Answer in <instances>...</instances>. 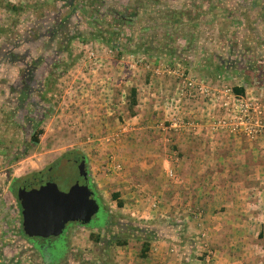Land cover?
Masks as SVG:
<instances>
[{
  "label": "rangeland",
  "instance_id": "obj_1",
  "mask_svg": "<svg viewBox=\"0 0 264 264\" xmlns=\"http://www.w3.org/2000/svg\"><path fill=\"white\" fill-rule=\"evenodd\" d=\"M151 132L175 152L178 136L203 142L209 132L264 147V0H0V260L99 264L103 247L137 243L132 226L117 224L127 217L111 207L113 195L90 183L98 214L67 224L52 250L23 234L17 189L38 176L51 197L80 158L89 176L102 158L116 181L148 175L163 156ZM181 155L167 159L164 177L175 176Z\"/></svg>",
  "mask_w": 264,
  "mask_h": 264
},
{
  "label": "crops",
  "instance_id": "obj_2",
  "mask_svg": "<svg viewBox=\"0 0 264 264\" xmlns=\"http://www.w3.org/2000/svg\"><path fill=\"white\" fill-rule=\"evenodd\" d=\"M150 135L152 152L163 156L148 175L139 169L130 179L116 181L106 174L111 168L103 166V158L91 160L90 183L103 198L114 196L111 207L119 210L121 220L127 217L117 224L126 222L138 233L134 245L116 246L113 252L103 247L99 264H111L110 254H119L115 264H264V147L247 140L238 143L243 137L238 140L236 135H231V144L223 143L209 132L198 143L178 136L181 145L175 152L159 146L165 135L158 141L154 132ZM130 148L135 159L137 139L130 141ZM177 153L182 154L176 158L178 170L166 178L162 169ZM21 246L30 247L24 239ZM21 260L34 262L26 253ZM0 264L9 262L1 259Z\"/></svg>",
  "mask_w": 264,
  "mask_h": 264
},
{
  "label": "water",
  "instance_id": "obj_3",
  "mask_svg": "<svg viewBox=\"0 0 264 264\" xmlns=\"http://www.w3.org/2000/svg\"><path fill=\"white\" fill-rule=\"evenodd\" d=\"M77 163L79 166L67 177L69 180L66 188L54 191L51 197L37 187L35 180H41L38 176L18 187L17 198L21 206L22 232L25 236L57 238L67 224L88 225L98 214L100 206L87 183L84 161L80 158Z\"/></svg>",
  "mask_w": 264,
  "mask_h": 264
},
{
  "label": "trees",
  "instance_id": "obj_4",
  "mask_svg": "<svg viewBox=\"0 0 264 264\" xmlns=\"http://www.w3.org/2000/svg\"><path fill=\"white\" fill-rule=\"evenodd\" d=\"M60 29V25L59 26H57V28H56V30L55 31H57V30H59ZM233 93L236 95V96H243V94H244V90L242 89V88H239V87H234L233 88ZM26 122H30V120L29 119H26ZM40 124H41V119H37L36 121H33L32 123H31V126H32V128L33 129H37L39 126H40ZM40 132V131H39ZM38 134L39 133H35V134H33L32 136H31V143L33 142V144L34 143H37L38 142ZM21 156H24V153H22V155ZM113 198H114V196H113ZM117 206L118 207H121V203L120 202H117ZM89 225V224H88ZM95 226H92L91 228H94ZM97 240H99V239H97ZM52 244V243H51ZM50 243H49V245H50V248L52 249V250H57L58 248H62V241L60 240V239H56L54 242H53V244L51 245ZM115 244L117 245V246H124L125 244H126V242L125 241H120V240H116L115 241ZM38 246V245H37ZM40 250H43V246H41L40 248H39ZM144 249H146V248H143V250Z\"/></svg>",
  "mask_w": 264,
  "mask_h": 264
},
{
  "label": "flooded vegetation",
  "instance_id": "obj_5",
  "mask_svg": "<svg viewBox=\"0 0 264 264\" xmlns=\"http://www.w3.org/2000/svg\"><path fill=\"white\" fill-rule=\"evenodd\" d=\"M59 167V166H58ZM68 167V166H67ZM84 169H85V173H86V176H87V183H88V185H89V187L91 188V185H90V182H89V178H88V173H87V170H86V167H85V164H84ZM33 179V177L32 178H30V179H25L24 181H20V184H19V186H21L24 182L26 183L27 181H30V180H32ZM38 179H36L35 181H37ZM92 189V188H91ZM94 198L96 199V197H95V194H94ZM96 201H97V199H96ZM19 206H20V203H19ZM20 212H21V206H20ZM41 240H43V241H45L47 244H49L50 242H51V240H52V238H49V239H41ZM42 245H38V248H40Z\"/></svg>",
  "mask_w": 264,
  "mask_h": 264
},
{
  "label": "built area",
  "instance_id": "obj_6",
  "mask_svg": "<svg viewBox=\"0 0 264 264\" xmlns=\"http://www.w3.org/2000/svg\"><path fill=\"white\" fill-rule=\"evenodd\" d=\"M169 175H170V176H172V174H171V173H169ZM206 263H208V262H207V260L205 261V263H204V264H206Z\"/></svg>",
  "mask_w": 264,
  "mask_h": 264
}]
</instances>
